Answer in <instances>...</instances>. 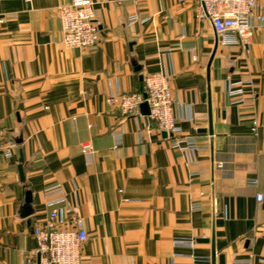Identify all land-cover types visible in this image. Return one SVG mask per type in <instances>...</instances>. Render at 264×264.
<instances>
[{
    "label": "crops",
    "instance_id": "0c3cea01",
    "mask_svg": "<svg viewBox=\"0 0 264 264\" xmlns=\"http://www.w3.org/2000/svg\"><path fill=\"white\" fill-rule=\"evenodd\" d=\"M70 1L0 0V143H18L10 158L0 151V264H27L34 229L49 217L45 190L56 184L85 222L82 264H172L190 253L173 247L178 238L211 260L214 244L216 264L221 255L263 264L264 29L248 51L218 44L209 81L218 37L193 2L93 0L100 41L80 50L63 43L58 8ZM160 72L171 76L175 137L143 112L126 117L106 103L142 92L145 76ZM229 78L244 83L245 104L232 103ZM183 136L202 150L176 147ZM28 191L33 213L24 217Z\"/></svg>",
    "mask_w": 264,
    "mask_h": 264
},
{
    "label": "built area",
    "instance_id": "2783aa9c",
    "mask_svg": "<svg viewBox=\"0 0 264 264\" xmlns=\"http://www.w3.org/2000/svg\"><path fill=\"white\" fill-rule=\"evenodd\" d=\"M30 1V0H27ZM193 2L198 7V17L208 20L215 30L218 42L226 47H239L243 51L253 42L256 29H264V3L260 0H179ZM62 23L63 43L67 48L86 50L95 47L100 41V30L93 0H71L58 8ZM136 19L129 24L132 25ZM196 61V57H194ZM235 59L229 58L230 65ZM244 83H235L230 78L227 81V94L233 98V104H245L246 94L242 89ZM107 105L115 107L126 117H137L142 114V105L147 103L150 117L156 122L161 132L168 137H175L180 132L177 124L175 95L171 86V76L167 73L147 75L144 78L142 92L117 93L106 97ZM184 119H192L187 107L180 104ZM186 114H185V113ZM176 147L195 154L202 148L191 137H177ZM121 144V136L117 135L116 147ZM18 144L13 140L0 143V151L6 158L12 157ZM90 147L85 146L88 153ZM219 168L223 163H218ZM46 206L49 217L44 225L34 229L37 242L36 250L27 256V264L40 255V264H82V248L89 235L84 219L69 204L68 194L61 184L48 187L45 190ZM257 201L263 203L264 195L258 194ZM193 206V209H198ZM197 242L194 239L178 238L173 241L177 250H188L190 253L177 252L173 255L172 264H212L209 257H200L193 252ZM178 259H189L179 263ZM264 264V260L262 261Z\"/></svg>",
    "mask_w": 264,
    "mask_h": 264
},
{
    "label": "water",
    "instance_id": "95a60500",
    "mask_svg": "<svg viewBox=\"0 0 264 264\" xmlns=\"http://www.w3.org/2000/svg\"><path fill=\"white\" fill-rule=\"evenodd\" d=\"M218 39L216 40V47H215V50H214V53L212 54V57L210 59V62H209V65H208V80L210 81V77H211V64L213 62V58L215 56V53L217 51V47H218ZM208 98V103H209V113H210V134H212L213 132V119H212V101H211V87L210 85L208 86V93H207V96L205 95L204 96V99ZM142 112L145 113L146 115H150V108H149V105L147 103H144L142 105ZM163 134L165 136H167V133L166 132H163ZM17 143V142H16ZM18 144V143H17ZM20 170V176H21V179L24 180V173H23V169L22 167L19 168ZM31 202H32V193L30 191L27 192V200H26V206L24 207V210H23V215L24 217H27V216H30L32 213H33V209L31 207ZM198 242L200 243H207L209 242L207 239H199ZM217 263V253H216V250H215V246L213 244V249H212V264H216ZM38 264H40V255L38 256ZM219 264H225V257L223 255H221L219 257Z\"/></svg>",
    "mask_w": 264,
    "mask_h": 264
}]
</instances>
